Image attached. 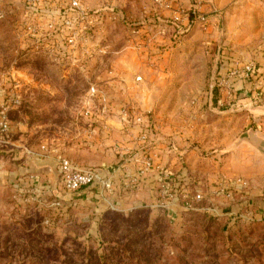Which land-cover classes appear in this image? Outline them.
Returning <instances> with one entry per match:
<instances>
[{
	"label": "rangeland",
	"instance_id": "1",
	"mask_svg": "<svg viewBox=\"0 0 264 264\" xmlns=\"http://www.w3.org/2000/svg\"><path fill=\"white\" fill-rule=\"evenodd\" d=\"M68 1L72 29L43 37L25 31L24 0H0V111L8 119L0 172L32 151L54 154L57 169L64 157L114 169L139 155L134 185L108 175L110 189L91 188L110 205L89 198L71 213L33 187L0 186V264H264V207L244 200L264 194V105L252 103L253 84L239 96L238 80L237 104L217 102V79L229 71L224 60L236 68L264 62V0H182L179 19L146 20L140 39L131 33L141 25L136 14L155 19L156 0H131L138 19L127 20L113 17L127 8L115 10L110 0H81L98 15L89 23L75 18ZM151 129L196 168L183 175L181 195L143 190L145 145L136 141ZM7 140L19 142L21 157L5 151ZM195 191L200 200L191 199Z\"/></svg>",
	"mask_w": 264,
	"mask_h": 264
},
{
	"label": "crops",
	"instance_id": "2",
	"mask_svg": "<svg viewBox=\"0 0 264 264\" xmlns=\"http://www.w3.org/2000/svg\"><path fill=\"white\" fill-rule=\"evenodd\" d=\"M181 1L182 0L171 2L167 6L160 5L159 2L156 1L157 5H155V7L157 6L156 10H158V14L157 16H155V19L150 17V13L148 12H140L139 14H136L140 19L139 22L141 23V25L138 29L132 30L131 32L132 36L140 39L142 33H144L143 31L147 30L145 25L146 23H144L146 22V20L151 19L155 21L158 19L156 22L159 21L158 23L160 24L161 21L162 22L164 21V17L166 16H169L172 19H176V17L177 19H179V17L181 16L180 13L183 10L182 5L180 4ZM130 3L131 0H120V1L117 0L115 2L116 4L114 8L115 10H117V8L119 7L127 8V10L125 9V11L121 8L124 11L123 14L125 16L122 14V12H121V16H119L120 14L118 15L116 13L117 19L120 18L123 20H127V18L138 19L137 16L135 18V16L131 12L130 9L132 6L130 5ZM143 4L144 2H140L139 8L140 7L144 8V6H146ZM147 10L148 9L145 7L144 11ZM140 41L142 42V40ZM140 41H138L137 43L135 42V44L137 45L139 44L138 46H141L142 43L140 44L139 43ZM262 60L263 57H260L258 61L261 62ZM231 61L229 60L223 61L225 64L224 68L226 70H230L235 66L239 67L238 64L235 65ZM256 65L261 68L264 65V62L262 64L259 65L256 64ZM251 84L252 83L247 80H242V79L238 80L235 86L238 89L239 96H243L244 94L247 95L246 89L250 87ZM241 88H243L244 90H242ZM258 135L259 138L262 139V141H264V128H260L258 130ZM168 141L164 139V137L160 135L156 129L153 130L151 129L149 131V133L147 134L146 141H142V140L136 141L137 143L136 147H140L142 146V144L145 145L143 146L144 148L143 153H145L146 155L144 156L142 161H144L145 158L149 157L152 162V166L148 170L142 172L143 174L141 178V180L143 181L142 187L143 190L150 192H152L153 190L158 191L157 189L159 188L158 192L160 194L163 193L165 195L169 193L168 191L173 190L175 192L174 194L178 196L179 194L181 195V193L178 192H182V190H184V187L182 185L183 183L181 184L182 179L184 178L183 175L189 169H193L194 171H196V168L194 167V164L191 163V160H189V157H185L184 155L181 156L173 150L176 148V145L174 144L173 141H169V142ZM6 142L7 144H5L4 147H8V142L9 144H12V146H10L9 148H5L6 149L5 151L10 152V155L11 156L13 155L16 159L21 157V155L24 153L23 152L24 149L18 146L20 145L19 142H13V141L11 142L8 140ZM32 152L30 156L25 154L24 159L22 161L17 160L18 164L17 161L13 163L14 170L7 172V170H3V168H1L3 172H0V186L7 184L11 186H16L18 188L33 187L34 189L32 188V191H36L35 193L38 195L40 194L41 198L43 199L46 198L45 197L46 194L54 196V200L58 199L59 202H61L64 205L63 207L61 206V208L63 209L62 211H64L63 213L65 212L71 213L72 212L71 209L73 208L77 209L75 205H79L80 203H83V201H89V198H91L92 200L99 199V201H97V204L107 200V205L108 206L110 205V201H109L110 198L107 199L103 195L101 194L99 195L97 192H95L94 189L91 188V187H95L96 189V187H100V185L97 183L78 188L72 192H65L63 187H61L62 184L58 180L57 173L59 172L56 166V162H57L56 159L59 158L52 153H44L42 151L41 152L37 151L40 154H34ZM142 156L143 155H140V157ZM136 157L138 158L139 155H137ZM136 157L122 161L121 164H119L114 169H108L105 167H100L98 169L100 170L103 176L109 175L112 178L117 179L118 182H124V183L126 182L127 185L129 183L132 184L133 181L135 180L134 176H136L135 166H134L135 162L133 160ZM1 162L2 165H4L5 162L3 161ZM184 163L185 165L187 164L186 167L184 166ZM17 173H20L22 176H17ZM203 173L205 175L204 176L205 178L207 177L206 175H211L210 172L206 170ZM260 175H264V171H262ZM188 178L191 179L192 177L188 176ZM42 183H44V185ZM162 184L164 187H162L161 189ZM132 185H134V183ZM260 188L262 189L263 186H261ZM168 195L171 196L172 194L170 193ZM245 199L246 200L251 199L253 202L258 203V205L264 207V194L262 193L261 194H257L256 192L250 193V195L244 197V200ZM117 201L118 200H116V203L119 202ZM227 201L229 203L233 202L231 203L232 210L237 206V203H235L233 200L231 201L227 200ZM67 208H69V211L64 210ZM93 209L96 210L95 206L93 207ZM232 210H230V212H232ZM90 212L93 213L94 211H90Z\"/></svg>",
	"mask_w": 264,
	"mask_h": 264
},
{
	"label": "built area",
	"instance_id": "3",
	"mask_svg": "<svg viewBox=\"0 0 264 264\" xmlns=\"http://www.w3.org/2000/svg\"><path fill=\"white\" fill-rule=\"evenodd\" d=\"M117 0H110V5L114 8L116 6L115 2ZM160 5L167 6L171 2H176L177 0H156ZM26 7V20L23 23L25 24V31L30 33L33 36H43V37H52V36H63L64 37V29H72V19L67 16L64 17V0H24ZM44 5L47 8H53L54 6L58 8V12L56 14H45L41 13V10L44 9ZM68 6L70 9L76 11L75 18L80 20V22L89 23L96 21L94 17H98L95 13L90 15L89 9L83 5L81 0H69ZM46 10V8L44 9ZM48 10V9H47ZM29 11V12H27ZM94 12H97L95 10ZM2 11L0 10V18L2 17ZM96 17V19H97ZM113 17L116 18L114 15ZM177 19V17H176ZM199 21L204 23L205 17L199 16ZM86 25H83L80 30L71 31L72 33L68 35V42L72 43L74 38L77 37L80 31L85 29ZM79 31V32H78ZM83 32H81L82 34ZM53 52H60L57 46H51ZM247 80L251 82L254 86L253 96L251 97L253 104H263L264 105V65L260 68L256 64L249 62L244 64L240 68L233 67L231 68L227 75L224 77H220L217 79L219 86V95L217 102L220 106L226 105L229 108L234 107L237 104V92L234 91V82L237 80ZM94 92V87L90 89ZM8 130V119L5 113V107H3L0 111V134L5 133ZM140 140H147V133L144 132L140 135ZM152 166L151 159L149 157L145 158L142 161L143 170H147ZM58 172L61 183L65 190L68 192H72L78 188L89 186L92 184H99L101 187L105 189H110L112 187V182L107 176H103L98 168L94 167H83L79 164L73 162L67 157L61 158L58 164ZM241 185L245 184L243 180ZM162 187L163 184H162ZM225 189V185L222 184L221 191ZM201 192H196L192 194V200H200L202 198ZM188 202L186 201V204Z\"/></svg>",
	"mask_w": 264,
	"mask_h": 264
},
{
	"label": "water",
	"instance_id": "4",
	"mask_svg": "<svg viewBox=\"0 0 264 264\" xmlns=\"http://www.w3.org/2000/svg\"><path fill=\"white\" fill-rule=\"evenodd\" d=\"M260 144H263V146H264V141H262V139L260 140Z\"/></svg>",
	"mask_w": 264,
	"mask_h": 264
}]
</instances>
